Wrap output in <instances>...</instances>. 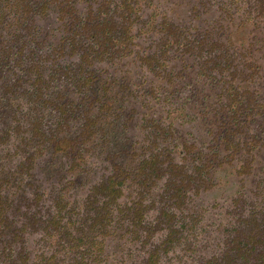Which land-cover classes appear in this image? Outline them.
Returning <instances> with one entry per match:
<instances>
[{"label": "trees", "instance_id": "1", "mask_svg": "<svg viewBox=\"0 0 264 264\" xmlns=\"http://www.w3.org/2000/svg\"><path fill=\"white\" fill-rule=\"evenodd\" d=\"M152 2L0 0V264H264V0Z\"/></svg>", "mask_w": 264, "mask_h": 264}, {"label": "rangeland", "instance_id": "2", "mask_svg": "<svg viewBox=\"0 0 264 264\" xmlns=\"http://www.w3.org/2000/svg\"><path fill=\"white\" fill-rule=\"evenodd\" d=\"M153 2L150 5V9L149 11L151 12V14L154 15H162L164 14L163 11H166L167 9L171 8L173 6V4L176 2L177 4L175 6H180L182 8V10H187L188 11L190 9H192L193 7V2L194 0H152ZM85 4H82V6H84ZM187 11V15L189 16ZM215 9L212 10V15H206L205 17H211L213 20L218 21L220 18L219 16H217V13L214 12ZM183 12V11H182ZM214 13V14H213ZM196 20V22H198V20H200V18L198 19H194V21ZM191 24H196L191 22ZM220 191H217L216 193H212L211 195L205 196L203 199H197L194 201L193 199V205L195 206H199L200 204H203V208L206 209L207 211L205 212V214H207V219L205 221L211 220V218L216 219V218H220V214L223 212V214L226 212V210L228 209V206H230V202H231V197H228L226 194H222ZM48 201H45V206H47ZM199 209V208H196ZM215 223V221H213ZM208 224V223H204L203 225ZM163 235V233H160V235ZM34 238L37 239V236H35ZM33 243L36 242V240H32ZM199 243H201L202 241H204L203 237H199L197 240ZM36 251V250H35ZM37 252V251H36ZM134 253V250H133ZM143 256L142 254L139 255L138 259H140V257ZM64 264V263H63Z\"/></svg>", "mask_w": 264, "mask_h": 264}]
</instances>
